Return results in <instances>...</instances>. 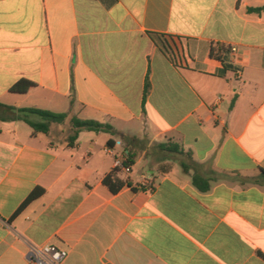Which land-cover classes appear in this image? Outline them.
<instances>
[{
    "label": "crops",
    "instance_id": "obj_1",
    "mask_svg": "<svg viewBox=\"0 0 264 264\" xmlns=\"http://www.w3.org/2000/svg\"><path fill=\"white\" fill-rule=\"evenodd\" d=\"M0 103L67 114L0 121V264H264V0H0Z\"/></svg>",
    "mask_w": 264,
    "mask_h": 264
},
{
    "label": "trees",
    "instance_id": "obj_2",
    "mask_svg": "<svg viewBox=\"0 0 264 264\" xmlns=\"http://www.w3.org/2000/svg\"><path fill=\"white\" fill-rule=\"evenodd\" d=\"M230 52L229 47L216 43L212 45L210 48V57L215 60H218L222 63L224 68H227L226 58L228 53ZM33 87L32 83L21 81L18 82L11 88V92L23 94L26 93L30 88ZM149 84L146 81L144 86V98L148 92ZM73 103V100H71ZM67 118L66 113H55L48 110L39 109L37 107H22L17 108L14 106H9L0 103V121H21L27 124L32 129V134L36 135L38 133L46 134L52 124H62ZM70 127L72 129V134L68 138L69 144H72L78 133L81 131H92V132H105L111 133L112 129L108 124H103L93 120H84L76 117H71L69 120ZM110 144V142H108ZM164 148L171 152H182L181 149L176 144L167 143L164 145ZM261 175H264V171L261 172ZM113 178L111 175L106 176L103 179V183L107 185L112 191H115L111 187V183ZM201 191H207L209 189V185L199 186ZM40 195V192H32L28 198L21 205L18 212L23 209L29 202L36 199Z\"/></svg>",
    "mask_w": 264,
    "mask_h": 264
},
{
    "label": "built area",
    "instance_id": "obj_3",
    "mask_svg": "<svg viewBox=\"0 0 264 264\" xmlns=\"http://www.w3.org/2000/svg\"><path fill=\"white\" fill-rule=\"evenodd\" d=\"M114 167L129 172L130 168L120 158L114 161ZM67 252L55 245H28L25 259L30 264H61Z\"/></svg>",
    "mask_w": 264,
    "mask_h": 264
}]
</instances>
